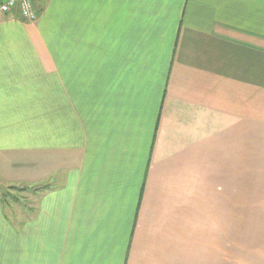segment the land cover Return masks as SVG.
<instances>
[{
    "label": "crops",
    "instance_id": "crops-1",
    "mask_svg": "<svg viewBox=\"0 0 264 264\" xmlns=\"http://www.w3.org/2000/svg\"><path fill=\"white\" fill-rule=\"evenodd\" d=\"M0 177V264H264V0L0 13Z\"/></svg>",
    "mask_w": 264,
    "mask_h": 264
},
{
    "label": "rangeland",
    "instance_id": "rangeland-1",
    "mask_svg": "<svg viewBox=\"0 0 264 264\" xmlns=\"http://www.w3.org/2000/svg\"><path fill=\"white\" fill-rule=\"evenodd\" d=\"M41 1V0H40ZM24 174H31V170L28 168H24ZM52 178L49 177L44 180H42L39 184H34L37 188H34L31 184H27V182H19V183H14L11 186L6 185V181L1 179L0 177V196L1 200L6 202V206L12 207V209H24L25 206H30L33 205L32 201H35L34 195H39L40 191L45 189L47 187L43 186L44 184H49V183H54ZM8 183V182H7ZM18 188H24V190L18 189ZM32 191L34 192V195L32 194Z\"/></svg>",
    "mask_w": 264,
    "mask_h": 264
},
{
    "label": "built area",
    "instance_id": "built-area-1",
    "mask_svg": "<svg viewBox=\"0 0 264 264\" xmlns=\"http://www.w3.org/2000/svg\"><path fill=\"white\" fill-rule=\"evenodd\" d=\"M40 0H0V13L15 12L26 21H33L38 14Z\"/></svg>",
    "mask_w": 264,
    "mask_h": 264
},
{
    "label": "trees",
    "instance_id": "trees-1",
    "mask_svg": "<svg viewBox=\"0 0 264 264\" xmlns=\"http://www.w3.org/2000/svg\"><path fill=\"white\" fill-rule=\"evenodd\" d=\"M18 189L24 190V188H18Z\"/></svg>",
    "mask_w": 264,
    "mask_h": 264
}]
</instances>
